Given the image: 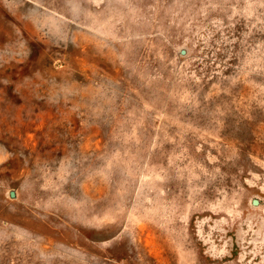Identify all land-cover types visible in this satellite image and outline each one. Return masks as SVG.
<instances>
[{
    "label": "rangeland",
    "instance_id": "374dc122",
    "mask_svg": "<svg viewBox=\"0 0 264 264\" xmlns=\"http://www.w3.org/2000/svg\"><path fill=\"white\" fill-rule=\"evenodd\" d=\"M0 264H264V0H0Z\"/></svg>",
    "mask_w": 264,
    "mask_h": 264
},
{
    "label": "water",
    "instance_id": "95a60500",
    "mask_svg": "<svg viewBox=\"0 0 264 264\" xmlns=\"http://www.w3.org/2000/svg\"><path fill=\"white\" fill-rule=\"evenodd\" d=\"M11 196L14 198V197H15V194L12 193ZM253 205L257 206V205H258V202H257V201H254V202H253Z\"/></svg>",
    "mask_w": 264,
    "mask_h": 264
}]
</instances>
